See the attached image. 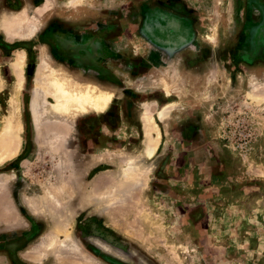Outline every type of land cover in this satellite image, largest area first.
<instances>
[{
	"label": "rangeland",
	"instance_id": "1",
	"mask_svg": "<svg viewBox=\"0 0 264 264\" xmlns=\"http://www.w3.org/2000/svg\"><path fill=\"white\" fill-rule=\"evenodd\" d=\"M0 264H264V0H0Z\"/></svg>",
	"mask_w": 264,
	"mask_h": 264
},
{
	"label": "bare ground",
	"instance_id": "2",
	"mask_svg": "<svg viewBox=\"0 0 264 264\" xmlns=\"http://www.w3.org/2000/svg\"><path fill=\"white\" fill-rule=\"evenodd\" d=\"M36 28L34 27V26H31V27H29V29H28V31L27 32H25V33H32V31L33 30H35ZM145 116H146V123L148 124V126L149 127H154L155 128V124L152 122V120H151V116L149 115V113L148 112H146L145 113ZM134 165V164H133Z\"/></svg>",
	"mask_w": 264,
	"mask_h": 264
}]
</instances>
